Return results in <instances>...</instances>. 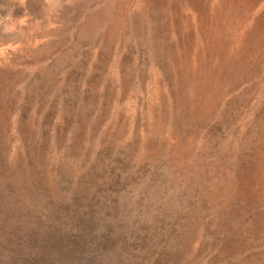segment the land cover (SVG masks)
<instances>
[{
    "label": "rangeland",
    "instance_id": "374dc122",
    "mask_svg": "<svg viewBox=\"0 0 264 264\" xmlns=\"http://www.w3.org/2000/svg\"><path fill=\"white\" fill-rule=\"evenodd\" d=\"M0 264H264V0H0Z\"/></svg>",
    "mask_w": 264,
    "mask_h": 264
}]
</instances>
